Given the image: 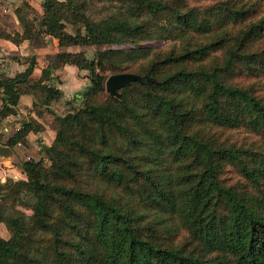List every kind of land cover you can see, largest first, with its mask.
Masks as SVG:
<instances>
[{
	"label": "trees",
	"instance_id": "1",
	"mask_svg": "<svg viewBox=\"0 0 264 264\" xmlns=\"http://www.w3.org/2000/svg\"><path fill=\"white\" fill-rule=\"evenodd\" d=\"M123 2L130 6L127 16L85 21L84 35L75 36L62 29L54 1L43 4L39 26L59 50L52 71L74 66L89 72L90 83L74 97L83 101L73 113L54 117L56 137L43 146L49 166L24 161L27 181L0 185V224L11 233L7 241L0 238V264H264V103L232 81L241 74L264 78V0H223L205 8L186 0ZM28 7L24 0L14 12L18 43L41 40ZM8 23L0 19V39L10 41L17 34ZM148 37L182 45L156 51L131 72L150 51ZM200 37L205 42L196 41ZM70 46L110 47L88 60L65 51ZM215 51H223L221 64L209 60ZM10 55L17 53L4 56ZM50 65L36 81L34 61L14 77L0 72L1 120L16 117L20 97L36 98V87L44 106L58 100L61 91L43 85ZM105 70L151 83H131L117 99L105 93ZM240 127L258 142L221 139ZM40 131L34 118L22 121L7 145ZM228 173L234 174L230 184ZM14 198L31 216L4 210ZM136 204L147 213L138 214Z\"/></svg>",
	"mask_w": 264,
	"mask_h": 264
},
{
	"label": "rangeland",
	"instance_id": "2",
	"mask_svg": "<svg viewBox=\"0 0 264 264\" xmlns=\"http://www.w3.org/2000/svg\"><path fill=\"white\" fill-rule=\"evenodd\" d=\"M24 0H0V6L2 15L7 16L8 22L13 24L15 29H18V22L16 17L14 16V12L17 8L21 6V3ZM28 1L30 8H25V13L27 14V19L32 23V26L37 31L41 32L40 39L35 41L34 43L31 41H25V47L23 51L17 53L16 56H7L10 59L6 58L3 55L0 59V72H6L5 74L8 77H14L19 72L25 71L30 63L34 61V72L32 74L31 80L36 81L40 79L41 71L46 69L48 65L52 63L51 57L54 56L59 50L57 49L56 41L50 37L45 35L46 28H41L39 23L44 16L43 4L45 0H25ZM56 4L53 7V10L56 12V16L59 19L62 29L70 34L71 36H75L76 32H79L80 35H84V25L85 21H104L105 18L110 16H116L118 18H123L128 15L130 12V6L125 4L123 0H53ZM172 1V0H168ZM185 1V0H184ZM190 6L205 8L208 6L214 5L218 1L223 0H186ZM19 3V4H18ZM27 4V3H26ZM8 10H5V6ZM4 6V7H3ZM0 15V19L4 22L5 25H9L4 17ZM10 18H9V17ZM9 26L5 27V30L9 33H13V31H8ZM156 33H164L163 28H155L152 29ZM19 34V33H16ZM19 35H17L13 40L15 42L19 41ZM154 38L155 35H154ZM205 37L198 38V42H205ZM14 42V43H15ZM20 42V41H19ZM45 42V43H44ZM144 43L150 48L147 57L142 60L134 63L132 66L131 72L139 67V65H147L149 60L152 58L153 54L156 51L166 52L169 51L172 47L179 48L182 45V41L175 40L172 38H162V39H153V38H145ZM264 45V41L260 42ZM110 46L105 47H94V46H70L65 48V51L71 53L73 55L79 54L82 55L85 59L91 60L96 58V52L99 50H104L109 48ZM112 49L120 48L118 45L111 46ZM13 53V52H12ZM224 55L223 51H215L210 53L209 60L213 63L221 64L223 61ZM81 60V57H77V60ZM52 65V64H51ZM51 65L49 67L50 79L44 80L43 85L51 87L52 89L61 91V95L53 103H50L48 106H44L43 98L44 92L40 87H36L34 89V94L36 98H32L31 104L29 106L23 105L22 113H18L16 117H8V119H0V144L2 146H7L10 138L17 131L15 128H21L22 121H28L31 119H35L39 121L40 124L47 128V131L43 129V131L34 133V136H28L25 141L17 143L14 147H10L14 153L16 154L19 164H9L4 165L0 163V185L7 186L10 183L19 182V181H27V177L22 171V164L24 161L34 160L41 161L45 166H49V160L46 152L43 149V146L50 147L56 137L57 126L54 122V117L64 116L68 113H73L75 108L79 107L82 104L83 99L75 100L74 97L83 92L86 87L90 83V76L88 71H80L74 66L70 65H62L56 70L52 71ZM39 70H41L39 72ZM102 75L106 77V79L111 76V72L109 70H105L100 72ZM232 81L235 84L242 85L244 87H250L253 95L261 100L264 103V78H254L250 74H241L232 77ZM34 79V80H33ZM106 81V80H105ZM0 92L5 94V90L1 89ZM106 93V91H105ZM107 94V93H106ZM20 100V99H19ZM72 101L76 104L74 106L67 105V102ZM28 104V103H27ZM1 107V105H0ZM36 113L39 114L40 118L38 119ZM18 117V118H17ZM18 128V129H19ZM3 129H8V132H4ZM216 129L212 132L214 133ZM221 139L224 141H235L237 144L249 145L251 143H257L258 138L254 133H251L249 129L245 127H240L235 130H227L221 134ZM3 170V171H2ZM236 174V173H235ZM234 174L228 173L226 176V181L228 184L234 182ZM97 184L94 186V188ZM100 190L104 189L103 185L97 186ZM106 191V190H105ZM104 192V191H103ZM108 193H112L110 190ZM20 199H22V203L28 202V196L22 192L19 195ZM135 211L138 214H146L147 211L143 208L139 207L137 204L134 206ZM4 210L7 213H10L12 210L19 211L24 213L26 216H31V211L22 207V204L18 203V198H14L7 203ZM153 214L149 213L147 216H151ZM179 234L176 237V242L179 244L183 240L184 233ZM11 237V233L9 228H7L5 223L0 224V238L7 241ZM174 245V242L173 244Z\"/></svg>",
	"mask_w": 264,
	"mask_h": 264
},
{
	"label": "water",
	"instance_id": "3",
	"mask_svg": "<svg viewBox=\"0 0 264 264\" xmlns=\"http://www.w3.org/2000/svg\"><path fill=\"white\" fill-rule=\"evenodd\" d=\"M143 81H147V83H151V79L148 77H140L136 74L131 73H122V74H115L109 76L105 81V91L111 97L120 98L119 90L129 86L131 83L137 82L142 83ZM0 160L5 163V165L9 164H19V160L14 153V151L7 146H2L0 144Z\"/></svg>",
	"mask_w": 264,
	"mask_h": 264
},
{
	"label": "crops",
	"instance_id": "4",
	"mask_svg": "<svg viewBox=\"0 0 264 264\" xmlns=\"http://www.w3.org/2000/svg\"><path fill=\"white\" fill-rule=\"evenodd\" d=\"M7 1V0H6ZM19 4V3H18ZM30 5H31V3H30ZM5 6V5H4ZM3 6V7H4ZM32 6V5H31ZM5 10H8V8L5 6V8H4ZM16 33H19V34H21V31H18V29H16ZM19 34H17V35H19ZM16 35V36H17ZM15 41L12 39V40H10V41H7V40H2V39H0V59H1V57H3V55H6V54H9V53H14V52H17V53H19L20 54V52H22L23 51V48L25 47V41L24 42H21V43H18V42H15ZM35 71V70H34ZM41 70H39V72H40ZM5 73H7V70H6V72ZM33 78V77H32ZM31 102H32V97L31 96H21L20 97V100H19V103H20V106L23 108V105L25 104V105H27V106H29V104H31ZM28 103V104H27ZM20 113H22V109H20ZM11 118V117H10ZM8 119V118H7ZM43 126V125H42ZM18 128L19 127H16L15 129L16 130H18ZM43 129L45 130V131H47V128L45 127V126H43ZM34 136L35 134H33V133H30L28 136L30 137V136Z\"/></svg>",
	"mask_w": 264,
	"mask_h": 264
},
{
	"label": "bare ground",
	"instance_id": "5",
	"mask_svg": "<svg viewBox=\"0 0 264 264\" xmlns=\"http://www.w3.org/2000/svg\"><path fill=\"white\" fill-rule=\"evenodd\" d=\"M0 163H2V164H4V165H5V163H8V162H4V161L0 160Z\"/></svg>",
	"mask_w": 264,
	"mask_h": 264
},
{
	"label": "built area",
	"instance_id": "6",
	"mask_svg": "<svg viewBox=\"0 0 264 264\" xmlns=\"http://www.w3.org/2000/svg\"><path fill=\"white\" fill-rule=\"evenodd\" d=\"M4 132H8V129H3ZM0 169H1V166H0ZM3 171V170H2Z\"/></svg>",
	"mask_w": 264,
	"mask_h": 264
}]
</instances>
